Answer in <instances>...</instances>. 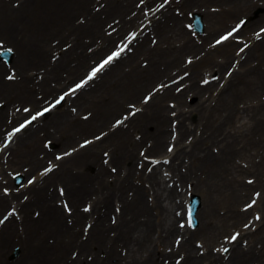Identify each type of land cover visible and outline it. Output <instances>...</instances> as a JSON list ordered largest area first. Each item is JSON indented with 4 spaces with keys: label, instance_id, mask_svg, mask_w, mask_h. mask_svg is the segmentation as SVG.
I'll return each mask as SVG.
<instances>
[{
    "label": "bare ground",
    "instance_id": "obj_1",
    "mask_svg": "<svg viewBox=\"0 0 264 264\" xmlns=\"http://www.w3.org/2000/svg\"><path fill=\"white\" fill-rule=\"evenodd\" d=\"M101 1L104 5L95 11L92 4L96 0H0V33L5 36V40H14L16 56L13 62L17 69L16 75H19V79L16 76L15 80L8 84L0 83V91H7L8 94L14 95L13 97L37 101V89L45 92L54 90L49 79L57 81V84L63 83L60 69L71 68L70 61L78 63L73 78L84 69L90 59H94L86 52L85 37L89 38V43L97 38L103 43L112 42L116 31L106 34L103 26L105 17L117 15L119 20L116 24L122 27L128 24L134 26L137 19L141 18V12L125 17L133 0ZM200 1L181 0L179 6L186 7ZM209 1L219 2L225 7L220 12L207 13L211 28L218 25L213 20L220 21L222 27H225L235 13H250L249 10L258 5L257 1H263L264 4V0ZM169 8L170 6L167 11ZM259 9L261 13L258 16L261 17L256 21L264 17V5ZM167 11L158 19H153L152 29L158 37L157 45H143L141 49L139 45L135 53L122 58L96 88L86 92L89 97L76 101L78 105H86L91 109L89 118L82 119L81 115H73L68 109H64L49 121L31 127L33 130L27 135L17 137V150L7 162L8 166L17 163V166L21 167L20 160L26 163L40 161L37 159V153L45 152V149L39 145L37 136L42 132L55 138V142L59 144L56 146L61 147L60 144L64 142L72 143L78 136L104 126L109 116L124 109L128 102L138 103L142 107L126 121V126L109 130L101 139L90 144L88 149L84 148L76 153V156L69 157V171L67 166L62 167L61 172L66 174L63 178L65 197L74 207L70 215L72 224L66 223V215L51 203L52 198L58 196L54 192L33 189L29 200L18 203L22 219L15 222L22 226V230H17V224L11 222L0 233V264H175L174 260H170L174 254H183L179 264H201L202 261H207L206 264L264 263V101H247L258 97V91L264 88V42H256L251 49L258 63L249 65L246 63L247 59L244 60L241 69L233 73V80L228 79L227 84L218 89L215 95V88H212L204 97L206 89L214 87L215 83L201 86L195 76L201 73L202 67L211 69L206 71H213L214 66L222 69L229 61L232 62L235 58L234 42H226L225 46L214 48V51H208L205 56L190 63L188 68L191 70V82L187 89L174 94L168 86L162 92L155 93L147 104H141L140 94L153 81L168 76L171 68H183L179 59L171 52L175 48L174 39H182L177 47L179 51L193 52L200 48L198 43L195 45L187 38L181 27L180 17L166 13ZM78 15L85 18L83 23L76 22ZM245 23L250 29L254 22ZM51 39L56 44H53ZM68 39L71 44L67 49L59 51L56 61L48 60V54L52 50H58L60 43ZM255 45L260 47L255 49ZM138 53L147 57L148 67L142 68L137 64ZM249 54L250 50L245 58ZM218 56L224 57L225 60L218 61ZM38 62L47 65L39 85L27 72L29 65ZM4 68L5 65L0 61V71ZM185 80L187 79L180 83ZM188 92H192L195 99V104L190 109H187L185 100ZM94 97L96 101H91ZM106 97L107 101H101ZM166 97L176 102L172 110L177 111L174 119L178 120L177 136L173 142L174 152L170 162L165 163L164 169L163 164H159L145 177L144 171L135 169V163L140 159L136 150L143 146L146 140H151L150 145L145 148L148 156H160L164 150V144L171 136L169 122L173 120L169 117V108L163 103ZM209 98L214 101H208ZM192 113L196 121L194 126L190 127L193 122L186 123V120ZM6 119V114H0V133L6 126ZM199 128L200 134L197 135ZM135 132L140 134L139 138L134 137ZM187 134H192L193 138L188 145L182 144ZM213 146L218 147L216 152L212 150ZM101 147L108 151V164L119 169L111 180H108V166L102 163L104 157L99 155ZM239 160L246 161L248 165L243 167ZM89 165L94 166L96 172L84 174L79 170ZM163 171L170 172L168 180L161 179ZM245 172L254 174L255 180L252 184L239 178ZM0 175L6 178L3 166L0 167ZM145 178L148 186L144 185ZM135 180L141 181V185H137ZM169 181H173L171 186ZM178 181L182 188H186L184 193L181 188L178 189ZM188 182L192 183L193 188L201 190L204 206L199 212V227L194 231L181 230L183 238L178 247L174 248V240L171 242V237L180 234L178 225H175L176 210L182 206V197L187 192ZM7 184L9 185L8 182ZM252 188L260 190L257 201L252 209L241 210L239 203ZM128 191H131L130 196ZM99 192L102 195L95 200V206L102 204L106 215L113 209L115 202L119 203L117 222L113 226L109 224L110 230H115V236L109 237L108 227L101 222L98 234L90 231L83 239L80 236L81 230L76 227L88 214L79 210L77 201L87 198L91 193ZM149 195L152 196L151 202L147 198ZM9 202L7 196L0 195V213ZM33 208L39 210V216L36 218L30 215ZM253 210L261 212L259 226L255 230L242 228L244 219H247ZM229 228L240 230L242 239H236L228 257L224 259L214 252L212 247L213 244L226 243L225 230ZM195 236L203 240V247L206 248L203 254L197 253L199 248L191 242V238ZM49 238L53 240L49 242ZM14 242L20 245V250L16 253L17 256L9 260L7 253ZM243 242L245 246L242 245ZM119 245L126 248L124 256L118 249ZM71 248L77 251V255L69 259L67 253ZM87 255H90L89 260Z\"/></svg>",
    "mask_w": 264,
    "mask_h": 264
},
{
    "label": "rangeland",
    "instance_id": "obj_2",
    "mask_svg": "<svg viewBox=\"0 0 264 264\" xmlns=\"http://www.w3.org/2000/svg\"><path fill=\"white\" fill-rule=\"evenodd\" d=\"M138 0H135V3L137 2ZM151 4L152 3H154V2H150ZM216 4H218V5H220V3H216ZM216 4L215 3H212V1L211 2H207L206 4H204V5H202L201 7H202V12H204V10L206 11V10H208V9H210V11L211 12H215L216 10H215V8H216ZM218 7V6H217ZM170 9L171 10H174L175 11V9H174V6H171L170 7ZM181 8H179V10H180ZM258 10V12H260L259 11V9H257ZM206 13V12H205ZM175 14H177L176 12H175ZM207 14V13H206ZM253 14V13H252ZM178 15V14H177ZM203 15V14H202ZM242 15H244L243 14V12H239V13H235V15L232 17V21L228 24V26L227 27H224V28H228V27H231L232 25H233V23L235 22V21H237V20H239V17L240 16H242ZM205 14L202 16V20L204 21V25H206L207 24V21H206V19H205ZM182 22H181V26L183 27V28H185V25H184V23L186 22V21H190V16H189V13L187 12V11H185L184 12V15L182 16ZM264 22V19H262L261 21H258L254 26H253V28L252 29H254V28H257V27H259L262 23ZM222 30V29H221ZM125 31V30H124ZM124 31H123V33H124ZM189 32V31H188ZM206 31H203V35H204V33H205ZM190 33V32H189ZM216 35V34H215ZM214 35H211V36H209V38L208 39H211V37H213ZM177 54V53H176ZM184 56V54L183 53H181L180 54V56ZM144 61V60H143ZM145 62L146 61H144L143 63H142V65H144L145 64ZM6 72V70H4L3 71V74ZM67 73L69 74V72L67 71ZM82 75V74H81ZM78 77H80V76H77V78ZM201 77V76H200ZM2 78L4 79L5 78V75L4 76H2ZM76 78V79H77ZM200 79V78H199ZM70 83H72L71 81H68V82H65L63 85H62V87L59 89V90H62L63 88H65L67 85H69ZM259 92H260V90H259ZM53 95H51L50 97H52ZM9 98V97H8ZM75 99H77V98H75ZM2 101H5L4 100V96H3V94H0V102H2ZM11 101H13L12 102V104L11 105H14V103L16 104V105H18V106H16V108L17 107H24V106H30L31 107V109L33 110V109H35V108H37V107H39L40 106V103L38 104V103H30V102H28L27 100H23V101H18V100H14L13 98L11 99ZM187 101H191V96L190 95H188L187 96ZM10 103V102H9ZM9 103H7L6 104V106L9 104ZM29 104V105H28ZM15 106V105H14ZM12 107V106H11ZM15 108V109H16ZM48 119V118H47ZM16 121H18V119H16ZM14 122V121H13ZM44 139L45 140H47V139H49V140H51V138H49V136H46V137H44ZM44 140V141H45ZM42 142V139L40 140V143ZM70 148V147H69ZM54 151H56V149H54L53 150V153H55ZM51 158H52V156H49V158L47 157L46 159H45V161L41 164V166L42 165H44V163L46 162V160H51ZM15 170V168H11V169H8V172H9V174L10 173H12V171H14ZM84 204V203H83ZM83 225H85L84 224V222H83ZM19 247V246H18ZM13 252H14V250H13Z\"/></svg>",
    "mask_w": 264,
    "mask_h": 264
},
{
    "label": "snow or ice",
    "instance_id": "obj_3",
    "mask_svg": "<svg viewBox=\"0 0 264 264\" xmlns=\"http://www.w3.org/2000/svg\"><path fill=\"white\" fill-rule=\"evenodd\" d=\"M233 31H235V29L233 30ZM232 35V33H229L228 34V36H231ZM228 36H224V37H222L221 39L222 40H226V39H228ZM221 41H217V43H220ZM126 47V46H125ZM9 52L11 51V50H8ZM124 51V48H121L120 49V52H123ZM120 52H113L112 53V55H110V56H108V58L107 59H105L101 64H99V66L98 67H94L92 70H91V72L88 74V76H87V80H92L93 79V77H95L96 75H97V73H99L106 65H108L113 59H115L117 56H119L120 55ZM9 78H11V77H9ZM87 81H82L81 83H79V84H77L76 85V89H79V88H81L82 86H83V84L84 83H86ZM205 83H207V81H205ZM76 89H72V91H75ZM65 95H67V94H65ZM64 99V96H61L60 97V99H58L57 101H56V104H60V102L62 101ZM147 99V98H146ZM25 111H28V109H25ZM47 111H49V109H47V108H45L44 109V112H47ZM37 115L39 116V115H43V113H37ZM36 119V116H33L32 117V120H35ZM25 123H31V121H26ZM119 123V122H118ZM23 127H25V125L24 124H21L20 125V127L19 128H16L14 131L15 132H19ZM10 136H11V134H10ZM169 151H171V149H169ZM29 183H31V181H29ZM249 207H251V205H249ZM3 221H0V223H2ZM191 224H192V220H191V216L189 217V226H191ZM236 238H237V236L236 235H233L232 237H231V240H236ZM224 251H227V249H224Z\"/></svg>",
    "mask_w": 264,
    "mask_h": 264
}]
</instances>
